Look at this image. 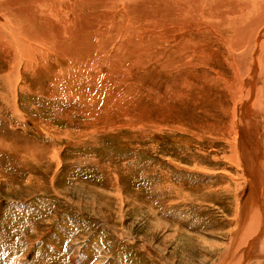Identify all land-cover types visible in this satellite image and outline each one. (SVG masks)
<instances>
[{"label":"rangeland","instance_id":"1","mask_svg":"<svg viewBox=\"0 0 264 264\" xmlns=\"http://www.w3.org/2000/svg\"><path fill=\"white\" fill-rule=\"evenodd\" d=\"M132 2L141 10L134 17L141 20L153 14L157 18L170 14L173 28L155 40V49L161 50L159 56L163 59L166 54L168 58L178 47V39L172 33L174 24L183 18V14L174 16L173 9L183 7L185 19V0ZM258 41L263 49L262 38ZM250 45H254V39ZM139 47L135 48L139 50ZM173 61L176 70L159 71L162 69L158 67L156 77L149 79H143L148 72L145 67L150 64L145 63L132 79L136 82L128 92L125 89L132 81L128 74L125 83L117 87L114 83L103 84L100 78L107 71L106 64L96 74L100 79L79 67L80 74L74 66L73 80L70 72L67 75L70 81L64 83L70 84L67 90L75 93L76 87H85L86 99L96 98L90 100L92 108L100 110L99 107L105 106L110 110V114L104 112L96 122L95 117L83 113L78 96L74 99L67 92V96L61 94V84L53 85L49 77L28 81L30 92L37 95L18 94L15 102L11 98L2 102L4 95L0 93V264H215L219 261L237 221L233 208L227 207L225 200L202 202L199 210L190 208L185 212V191L204 185L205 181L200 176L194 178L185 169L190 167L185 165L186 160L193 158L196 151L192 138L185 137V117H189L185 104L194 108L192 102L207 91L202 86H193L185 98V67L177 59ZM104 92L108 98H104ZM111 95L118 96L119 101L122 98L123 102H113ZM103 99H107L106 104ZM122 120L127 124H121ZM89 129L90 132L85 131ZM189 141L187 146L185 143ZM36 146H42L45 150L39 152L45 151L46 155L38 151L33 155ZM247 184L242 202L250 191L248 181ZM200 199L195 197L193 201ZM255 206L247 205V211ZM259 214L264 217V206L263 210L259 208ZM237 224L242 226V221L239 219ZM261 238L258 237L253 249L248 246V238L236 253L230 250L231 264L264 260V252L258 246ZM237 246L236 240L233 248Z\"/></svg>","mask_w":264,"mask_h":264},{"label":"bare ground","instance_id":"2","mask_svg":"<svg viewBox=\"0 0 264 264\" xmlns=\"http://www.w3.org/2000/svg\"><path fill=\"white\" fill-rule=\"evenodd\" d=\"M132 1L0 0L2 102H8L9 98L15 102L18 94L37 95V92H30L28 81L49 77L54 81L53 85L61 84V94L67 92L70 95L66 96L74 99L78 96L79 103L83 105V113L95 117L96 122L104 112L110 114V110L105 106L99 107L100 110L92 108L90 100L95 96L87 100L84 86L76 87L75 93L68 91L70 84L68 86L64 83L70 81L67 77L70 72L72 78L74 66L78 67L79 73L88 70L91 75H96L104 70L102 67L106 64L107 71L101 73L100 77L103 84L114 83L120 87L125 83L127 74L131 80L134 79L145 63H152L145 67L148 72L143 79H149L156 77L158 67L162 69L159 71L174 69L173 60L177 59L185 67V98L193 86H202L207 91L192 102L194 108L185 104V111L189 115L185 117V137L192 138L196 147L195 156L189 160L185 158V165L191 167L185 166V169L194 178L200 176L205 181L208 179L204 185H195L190 191H185V212L190 208L198 209L202 202L225 200L227 207L233 208L236 221H242V226L236 222L230 234V242L228 240L229 245L226 243L228 246L219 254L221 258L215 264H231L228 256L230 250L236 253L248 238V246L253 249L258 237H262L258 246L264 252V217L259 214V208L263 210L264 206V48L261 49L262 43L258 41L262 38L264 42V0H185V19L183 7L173 9L174 16L183 14V18L175 22L172 30L178 39L177 50L168 58H165V54L163 59L159 56L161 50L155 49V40L157 37L161 39V35L173 28L170 14L164 18L150 14V17L141 20L134 17L141 10L137 5L134 7ZM146 1V4H151L153 0ZM83 27L85 29L81 30ZM252 39L254 45H250ZM130 47L132 49H128ZM135 47H139V50ZM97 78L100 79L99 76ZM135 82L132 80L124 89L130 91ZM108 87L105 92H108L110 85ZM105 92L104 98H108ZM110 98H113V102L118 101V104L123 102L122 98L119 101L118 96L111 95ZM106 100L103 99L104 104ZM101 110L103 112L100 113ZM121 124L126 125L127 122ZM87 130L90 132V129ZM185 144L190 146V141ZM42 149V146H36L33 155L37 151L40 155H46L45 151L39 152ZM247 181L250 183V191L242 202ZM195 197L202 199L195 202ZM251 204H255V208L247 211V205ZM226 230H222L223 233ZM236 240L238 246L233 248ZM252 264H264V260H255Z\"/></svg>","mask_w":264,"mask_h":264}]
</instances>
